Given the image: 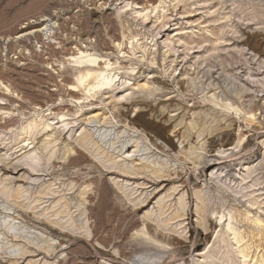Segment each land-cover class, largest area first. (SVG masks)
I'll return each instance as SVG.
<instances>
[{
	"label": "rangeland",
	"instance_id": "obj_1",
	"mask_svg": "<svg viewBox=\"0 0 264 264\" xmlns=\"http://www.w3.org/2000/svg\"><path fill=\"white\" fill-rule=\"evenodd\" d=\"M44 25L109 59L112 91L87 80L79 103L32 59L47 47L19 58L9 41ZM0 69V264H264V0H0Z\"/></svg>",
	"mask_w": 264,
	"mask_h": 264
},
{
	"label": "bare ground",
	"instance_id": "obj_2",
	"mask_svg": "<svg viewBox=\"0 0 264 264\" xmlns=\"http://www.w3.org/2000/svg\"><path fill=\"white\" fill-rule=\"evenodd\" d=\"M59 20H60V18H58L56 21H59ZM49 22H50V20H49ZM62 25L58 24V31L60 30L61 34H62V31H63ZM47 31H49L48 25L45 26L42 29H36V30H33V31L21 33L16 38V41L15 40L14 41L13 40L9 41V44H10L11 47L15 46V48L18 47V46L23 47V50H21L19 52V55H20L19 58H22V59H23V56H24V51L30 47V46H28L29 44L27 45L28 42L32 43V41H34V42H37L38 44L41 43V48L47 47V50H48L49 53L46 54V55H48V59H46V60L43 59L44 57L41 56V53L37 54V52L35 53V51H32L33 49L32 50L29 49L30 55H31L32 59H34L33 55H35V58L36 57L37 58L40 57L39 61H41L44 65L46 64L47 66H51L50 70H54V72H55V70L58 71L57 72L58 76H55L54 73H52L49 70V68L44 70V72L46 73V77H48V81L50 82V84H53V86L56 87V89H57L56 91L57 92H60V93L63 92L64 96L66 98H70L71 100H75V101H78L79 103H81V100L84 99V98L80 94L81 90H78V89L80 88V85H82L87 80H89L88 84L84 85L85 89L88 88L87 94H86V98L95 97V95H97L99 93H105V91H108L107 93H110L112 91L113 86L116 85L115 79H114L116 77H115V75L109 74V71H111L109 63L107 64V67H103V64H105L109 59L106 60L103 63V58H100L101 57L100 55L96 56V54H92V53L89 52L90 51L89 45H85V47L78 45V46H76V47H78V51L77 52H75V51L71 52V48L68 47L71 44H69V45L63 44L62 45V43H60V45H62V47L60 49L61 51H56V49L54 48V45L51 42H47L46 43V41L43 40V35H44L43 32H45L44 36H47V34H48ZM71 31H70V34H73ZM47 38L50 39L49 36H47ZM52 38L54 39V36ZM65 43H66V41H65ZM101 50H103V52L104 51L108 52L111 49L106 44L105 47L103 49H101ZM63 53L64 54H72L73 55L72 56L73 59H75V61H72L73 62L72 64H75V65H73L72 67H71V64L66 65V62L62 58H59L60 55H62ZM77 53L81 54L82 56L76 59L75 57H76ZM84 54H86V55H84ZM56 55H58L57 58H59V60L62 59V61H61L62 62L61 64L63 65L62 68L61 67L58 68L59 65L58 66L56 65L57 61H55L53 59ZM105 55H107L109 57L110 53H108V54L105 53ZM19 58L17 60H20ZM32 59L30 58V61ZM58 62H57V64H58ZM74 68H76V70H74ZM58 78H59V80H58ZM4 79H6L5 73H3V71L0 69V81L2 83H4ZM90 80H92V81H90ZM143 87H146V85H144ZM136 93H137V91H134L133 94H136ZM1 97H2V100H6L11 105L15 104V101L12 100L10 97H8L6 94L1 95ZM119 101L120 100H118V102ZM132 104L134 106H136V107H138V106L140 107L139 109H136L137 112H139V114H144L146 111L150 110V108H148V107L151 106L148 103V100H146L145 98L144 99L143 98H137V99L133 100ZM89 105H95V103L88 104V105H85V106H89ZM194 106H196V104ZM226 106H227V108H231L233 105L232 104H226ZM4 109H8L9 111H11V109H9L8 107H2V105H0V111L4 110ZM126 109L127 108L121 107V108H119L117 113L120 116H122V115L125 114ZM56 110L58 112L57 114H61V116H62L61 118L62 119H64L65 116H67V114L71 112L70 108L67 109V113L66 114H65V110H66L65 108H60V109H56ZM254 116H255V113L250 114V118H253ZM104 117H105V113H94V114L88 115L85 118V122H86V124L87 123H93V121H94V123H95V121L98 122V123H100L102 121L104 122L105 121ZM63 122H65V120ZM50 127L51 126L48 125L46 129H48ZM222 134H226V133H222ZM226 135L228 136L229 134H226ZM169 141L171 142L172 146H174L172 141L171 140H169ZM136 148H137V146H136ZM133 152H135V151H133ZM68 153L70 154L68 156L69 160L67 162V167L68 168H73L74 169V168L81 167V165H83L85 160L88 159L87 158V154L84 153L83 149L81 147H79V146H76L74 143H72V146L69 149ZM11 164H12V162H10L9 164L5 165L3 169H5L6 171H11L10 170L11 169L10 168ZM208 166H210V165L207 164L205 169ZM230 167L232 168V166H230ZM32 168L36 169V168H34L33 164H30L29 166H24L21 169L30 172L32 170ZM144 169H145L144 167L140 166L139 169L135 170V171H137L135 173L138 174V175L145 174L146 172H144L145 171ZM33 172H34V170H33ZM126 172L128 173L127 170H126ZM111 173H113V172H111ZM122 173L124 174L123 176L134 178L133 176H130L129 174L125 175L124 172H122ZM157 174H158V172L156 173V175ZM156 177H157L156 178L157 183L163 182V181H168V182L170 181V179H163V177L159 176V175H157ZM206 218H207V216H206ZM208 220H210V219L208 218ZM256 222H259V221H256ZM210 223L212 224L211 220H210ZM207 233H209V229L208 228L205 229V232H204L206 237H207ZM173 239L176 240V241H179V239H177V238H173Z\"/></svg>",
	"mask_w": 264,
	"mask_h": 264
}]
</instances>
